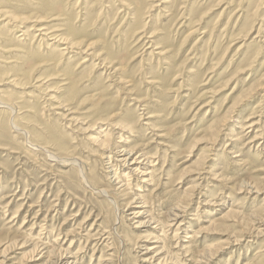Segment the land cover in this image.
Wrapping results in <instances>:
<instances>
[{"label": "rangeland", "instance_id": "374dc122", "mask_svg": "<svg viewBox=\"0 0 264 264\" xmlns=\"http://www.w3.org/2000/svg\"><path fill=\"white\" fill-rule=\"evenodd\" d=\"M120 146L156 165L142 192L114 191ZM0 211V264H264V0H0Z\"/></svg>", "mask_w": 264, "mask_h": 264}, {"label": "bare ground", "instance_id": "6f19581e", "mask_svg": "<svg viewBox=\"0 0 264 264\" xmlns=\"http://www.w3.org/2000/svg\"><path fill=\"white\" fill-rule=\"evenodd\" d=\"M40 31H42V30H40ZM38 32V31H37ZM58 35V34H57ZM38 36V35H37ZM36 37V36H35ZM43 39V38H42ZM56 41V40H55ZM54 42V41H53ZM61 44L62 45H65V46H68L66 43L65 44H63L62 42H61ZM57 45V44H56ZM72 45V44H71ZM74 45V44H73ZM66 48V47H65ZM70 48H71V46H70ZM69 48V49H70ZM72 48H74V47H72ZM76 48V47H75ZM156 50V49H155ZM60 52H64L65 51V49H63L62 47H61V49L59 50ZM66 54V53H65ZM65 54H63V55H65ZM149 83H151V82H149ZM132 100V99H131ZM4 107H7V106H4ZM58 108V107H57ZM56 108V109H57ZM58 109H60V108H58ZM70 114H71V112H69ZM56 115V114H55ZM69 115V114H68ZM69 118V117H68ZM74 121V120H73ZM71 122V121H70ZM77 122V121H76ZM250 122V121H249ZM78 123V122H77ZM74 124V123H73ZM255 124V123H254ZM253 125V124H252ZM252 125H251V123L249 124V126H248V128H250V127H252ZM257 125V124H256ZM116 128V127H115ZM126 127H124V129H125ZM253 128V127H252ZM90 130V129H89ZM120 130V129H119ZM95 131V130H94ZM123 131V130H122ZM121 130H120V132H122ZM242 131V130H241ZM22 132V131H21ZM125 132L127 133V135H128V137H131V134L129 133V130L128 131H123V133L125 134ZM96 133H98V135H101L102 136V134H103V131H98V132H96ZM108 136V135H107ZM107 136H105L104 137V139H103V141H102V143H104V142H106V140H107ZM95 137V136H94ZM94 137H92V136H89V138L90 139H92V140H94V139H96V138H94ZM122 137V136H121ZM159 137V136H158ZM99 138V137H98ZM129 139V138H128ZM97 140V139H96ZM255 140H257V138H255ZM259 140V139H258ZM95 141V140H94ZM126 141H127V139L125 140V143H126ZM97 142H98V140H97ZM118 143H123V142H121V138H120V141L118 142ZM127 143H129V142H127ZM251 143V142H250ZM32 147V146H31ZM109 147V146H108ZM35 148V147H34ZM37 148V147H36ZM32 149V148H31ZM42 150H44V149H42ZM102 150H104V149H102ZM109 150H111L110 152H109ZM34 151V150H33ZM105 151L107 152H109L108 154L111 156V157H106L109 161H111L112 159H115V161L116 162H118L122 167H124L125 168V170H127L128 171V173H125V175H123V174H121V176H120V178L122 179V180H118V178L117 177H115V176H113L114 177V182H115V184L114 183H112V184H114L113 185V187H115V185L116 186H119V188H117L116 190H114V191H117V190H119V189H121V190H124V189H126V188H128L129 186H130V178L133 176V177H136L137 179H138V183H140L141 185H143V187H138L137 185H135L137 188H136V192H142L141 191V188H146L148 185H150V182L152 181V178H153V173H154V171H156L155 170V166L156 165H153V166H151L152 165V163H153V161H150V157H147V154H144V153H142L141 151H139V150H137V148H123V147H118V148H114V149H112V148H105ZM48 152V151H47ZM48 154V153H47ZM46 155V154H45ZM51 155V154H50ZM48 156H49V154H48ZM52 156V155H51ZM54 156V155H53ZM47 157V156H46ZM152 158V157H151ZM47 159H49V158H47ZM54 160H56V158H54ZM53 160V161H54ZM75 160H77V159H75L74 158V163L76 162ZM49 161H51L50 159H49ZM57 161V160H56ZM69 161V160H68ZM78 161V160H77ZM112 162V161H111ZM61 163V162H60ZM65 163V162H64ZM77 163V162H76ZM79 163V162H78ZM54 164V163H53ZM58 164V163H57ZM62 164H63V162H62ZM67 164H69V163H67ZM66 163H65V165H67ZM72 164V163H71ZM74 165V164H73ZM77 165V164H76ZM63 166V165H62ZM70 166V165H69ZM75 166V165H74ZM68 167V166H67ZM79 167V166H78ZM109 168V167H108ZM80 170H81V168H79ZM79 170V171H80ZM147 170H152V171H148L147 172ZM81 173H83V172H81ZM90 173V172H89ZM84 174V173H83ZM111 174V173H110ZM114 175V174H113ZM118 175V174H117ZM148 176V177H147ZM84 177V176H83ZM145 177H147V179H145ZM84 180V179H83ZM215 180V179H214ZM113 182V181H112ZM85 183V182H84ZM86 185H87V182H86ZM105 187V186H104ZM107 187V186H106ZM95 188V187H94ZM93 191V190H92ZM99 191H101V193H102V196L104 197V195H106L107 197H109L110 198V200H108V202L107 203H109V205H115L114 203H115V201H114V199L109 195V191L106 189V188H103L102 190L100 189ZM98 191V192H99ZM93 192H95V191H93ZM251 192H253V191H251ZM250 192V193H251ZM96 193H97V191H96ZM255 193V192H254ZM257 193V192H256ZM104 194V195H103ZM253 194V193H252ZM101 195V194H100ZM98 196H99V193H98ZM101 196V197H102ZM100 197V196H99ZM141 200V201H140ZM138 201H140V207H135V208H133V209H131L132 211H134V212H132L131 214H128V215H130L131 216V220L132 219H142L143 217H145L144 215L146 214V213H149V211H147V210H144V207L146 206L145 205V202L143 201V195H141V194H136V195H134L133 196V198H132V200L131 201H128L127 202V204H126V208L127 209H130V207H131V205L132 204H134V203H137ZM7 204V203H6ZM6 204L4 205V206H6ZM139 204V203H138ZM217 204H219V203H217ZM8 205H9V203H8ZM212 205V204H211ZM215 204H213V206H214ZM178 208L180 207V205H178L177 206ZM7 208V207H6ZM178 208H176L173 212V214H172V216H173V218L171 219V217H170V220L172 221V224L173 223H176L177 222V219L180 217L179 216V214L177 213V212H180L181 211V209H180V211H179V209ZM2 209H3V207H2ZM1 209V210H2ZM126 209V210H127ZM135 209H137L136 211H135ZM114 210V209H113ZM186 210V209H185ZM17 211H19V210H16V212ZM182 211H183V208H182ZM1 212V211H0ZM4 213V212H3ZM2 213V215L3 216H5L4 214ZM1 214V213H0ZM18 214V213H17ZM15 215V217L14 218H16V213L14 214ZM148 215V214H147ZM170 216V215H169ZM115 217H116V215H115ZM182 217V216H181ZM5 218V217H4ZM47 218V217H46ZM121 219H124L123 217H121L120 218V220ZM0 220H2V219H0ZM15 220V219H14ZM46 220V219H45ZM128 221V220H127ZM179 221V220H178ZM13 222V221H12ZM15 222V221H14ZM115 222H116V220H115ZM119 222V221H118ZM11 223V222H10ZM107 223V222H106ZM170 223V222H169ZM258 222H256V224H257ZM8 224H9V222H8ZM23 224V223H22ZM117 223H115V225H116ZM152 224H154V226L155 227H152L151 225ZM172 224H170V227H172ZM5 225V224H4ZM13 225V224H12ZM93 225V224H92ZM91 225V226H92ZM43 226H45V225H43ZM137 226L138 227H145V228H149L150 230H152V232L153 233H157L159 230L161 231V229H160V227L162 226V223L160 222V221H156V220H154L151 216H150V214H149V218L147 219V220H143V221H138V223H137ZM181 226H184V224H183V220L181 219L180 220V222H179V224L177 225V228H178V230H180L181 229ZM262 226V225H261ZM14 227V226H13ZM93 227V226H92ZM169 227V226H168ZM263 227V226H262ZM94 228L95 227H93V228H91V229H93L94 230ZM8 228H5V230H7ZM9 229H11L10 227H9ZM102 229V228H101ZM2 230V229H1ZM1 230H0V232H1ZM111 230V229H110ZM17 231L18 230H16L15 232H16V234H17ZM105 231V230H104ZM88 232V231H87ZM3 233H4V231H3ZM20 233V232H19ZM24 233V232H23ZM103 233V232H102ZM106 233V232H105ZM104 233V234H105ZM107 233H109L108 231H107ZM113 233V232H112ZM152 233V234H153ZM165 233V232H164ZM257 233V232H256ZM259 233V232H258ZM5 234V233H4ZM7 234H8V232H7ZM30 234V233H29ZM98 234V233H97ZM151 234V235H152ZM167 234V233H166ZM9 235V234H8ZM19 235V234H18ZM80 235V234H79ZM83 235H85V234H83ZM93 235H96V234H93ZM92 235V236H93ZM110 235V234H109ZM256 235V234H255ZM260 235V234H259ZM20 236H21V234H20ZM57 236V235H56ZM74 236V235H73ZM80 236H82V235H80ZM86 236V235H85ZM84 236V237H85ZM161 236H163V235H161ZM175 236V235H174ZM196 236V235H195ZM262 236H264V235H262ZM75 237V236H74ZM93 237H95V236H93ZM93 237H91V238H93ZM101 237H102V235H101ZM118 237V236H117ZM257 237V236H256ZM258 237H260V236H258ZM1 238H3V237H0V254L2 255V254H4V256L5 255H7V253H8V251L10 250L11 251V249L12 248H14V246H16V243L17 242H19L18 241V239H17V237L14 235V234H12L11 233V237H9V238H3V239H1ZM71 238V237H70ZM80 238H82V237H80ZM87 238H89V237H87ZM154 238V237H153ZM189 238V237H188ZM187 238V239H188ZM16 239H17V241H16ZM104 239V238H103ZM150 239H152V238H150ZM155 239V238H154ZM161 238H157V240L155 241V242H157L158 240H160ZM193 239V238H192ZM192 239H190V240H192ZM90 240V239H89ZM148 240V239H147ZM20 241H23V240H21L20 239ZM3 242H4V244H3ZM77 243L78 241H75L74 239H73V241H71L70 242V244H68V246L69 247H71V245H72V243ZM108 242V241H107ZM159 243V242H158ZM18 244V243H17ZM21 245H20V248H21V246L22 245H24V242H21L20 243ZM87 244V243H86ZM18 246V245H17ZM67 246V247H68ZM110 246V245H109ZM35 247V246H34ZM40 247V246H39ZM68 247V248H69ZM84 247H85V245H84ZM33 248V247H32ZM45 248H46V246H45ZM67 248V249H68ZM139 248H141V247H139ZM61 249V248H60ZM60 249H58L59 251H60ZM66 249V250H67ZM82 249L83 248H78V250L75 252V253H72L71 251H64V252H59V251H57L58 252V254H57V252H54L53 251V254L54 253H56L55 255V260L53 259V257L51 256V255H49V256H51V258L54 260V261H50V257H49V259H47V260H45L44 262H43V264H81L82 263V261H81V259H83L82 257L83 256H80V255H82ZM41 250H46V249H41ZM40 250V248H39V250L38 249H33V250H31L34 254H35V252H36V254L34 255L33 253H32V255L33 256H38L39 258H38V260H41L42 259V257H43V255H42V251ZM62 250V249H61ZM65 250V249H64ZM84 250V249H83ZM141 250H142V252H141V256H142V263H148V264H152V261L156 258V256H161V255H163L164 254V246H161V248H155V247H150V246H146V245H143L142 246V248H141ZM80 251V252H79ZM44 252V251H43ZM46 252V251H45ZM50 252H52V251H50ZM6 253V254H5ZM152 253H154L153 255H151ZM47 255L49 254V253H46ZM107 255V254H106ZM111 254H109V256H110ZM32 256V257H33ZM112 256V255H111ZM110 256V257H111ZM2 257V256H1ZM0 257V258H1ZM31 257V258H32ZM44 257H46V256H44ZM114 257V256H113ZM6 258V257H5ZM4 258V259H5ZM34 258V257H33ZM104 259L105 258H103L102 260L104 261ZM111 259V258H110ZM2 260V259H1ZM37 260V261H38ZM81 261V262H80ZM98 261H99V259H98ZM101 261V260H100ZM99 261V262H100ZM107 261H108V259H107ZM111 262V261H110ZM105 264H111V263H109V261L108 262H104ZM119 263V262H118ZM42 264V263H41ZM98 264H101V263H98Z\"/></svg>", "mask_w": 264, "mask_h": 264}]
</instances>
